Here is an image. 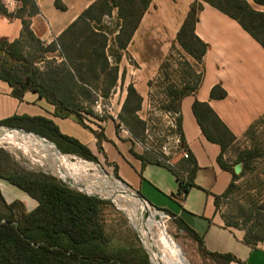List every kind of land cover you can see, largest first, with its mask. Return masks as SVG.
<instances>
[{
    "label": "crops",
    "instance_id": "obj_1",
    "mask_svg": "<svg viewBox=\"0 0 264 264\" xmlns=\"http://www.w3.org/2000/svg\"><path fill=\"white\" fill-rule=\"evenodd\" d=\"M30 1L36 13L28 18V5L19 0H0L4 11V14L0 12V41L21 40L22 20H28L33 37L47 47L96 0H58L64 9L57 8L55 0ZM195 1L199 8L194 34L206 49L200 62L192 59L199 67V81L193 92L181 99L178 109L182 141L194 163L192 171L187 169L185 161L178 163L191 184L183 196L178 195L179 181L174 171L153 162L152 156L142 154L134 146L130 133L109 117L98 121L91 115V119L81 120V124L73 115L58 114L56 108L37 93L25 91L17 98L12 89L0 81V123L12 117L41 118L51 123L60 135L84 146L94 157V163L103 166L108 174L150 207L166 211L173 220L181 221L202 240L204 250L231 256L234 260L228 264H264V242H258L256 246L246 244L244 232L225 226L215 206L216 198H220L229 186L232 173L221 168L218 160L227 164L225 151L219 143L205 137L192 110L195 102L206 105L229 132L233 142L237 141L264 114V48L236 20L209 5L208 0H150L131 39L121 50L124 55L118 63L127 67L126 54L134 61L135 69H130L129 74L142 82L140 92L136 91L142 97L149 80L157 75L168 48L175 43L180 26ZM48 54H53L56 63H64L58 51ZM109 61L108 57L110 66ZM121 91L125 93L124 89ZM116 96L117 93L109 99L119 111L123 100L121 97L115 99ZM199 111L200 115L204 114V109ZM78 114L85 116L83 111ZM19 124L5 128L40 137L52 143L60 153L53 141L41 137V133L49 134V131L45 133L43 125ZM140 155L146 160L144 164L138 158ZM0 197L7 205L15 202L24 212H30L36 206V201L2 178Z\"/></svg>",
    "mask_w": 264,
    "mask_h": 264
},
{
    "label": "trees",
    "instance_id": "obj_2",
    "mask_svg": "<svg viewBox=\"0 0 264 264\" xmlns=\"http://www.w3.org/2000/svg\"><path fill=\"white\" fill-rule=\"evenodd\" d=\"M19 1L29 6L28 18L36 13L30 0ZM250 1L257 6L264 7V0ZM149 2L150 0H96L66 28L55 42L46 47V52L58 51L59 55L64 58V62L70 64V69L66 74L74 84L78 81L81 83L97 81L99 74L106 71L113 77L112 84H114L117 68L110 67L107 62L106 33L93 27V24H99L103 17H110L114 9L117 14L116 18L121 23L115 40L118 48L123 50L136 30L140 18L147 10ZM206 2L236 20L264 48V12L253 10L246 0H208ZM54 4L57 8L64 9L58 0H55ZM198 8L199 4L196 1L192 3L176 35L177 45L196 62H200L206 49L202 41L194 34ZM0 12L4 14L1 7ZM16 14L19 15V13ZM22 26L21 40L10 43L0 41V81L5 82L17 98H21L25 91L37 93L53 105L58 114L64 117L73 115L79 123L83 124L78 112L84 109L67 101L61 90L49 85V81L52 80L47 77V73H39L38 69L25 58L23 51L26 40L35 41L38 45L41 43L33 37L29 30L28 20H22ZM123 27L127 28L126 32L123 31ZM260 27L263 31L262 38L252 31ZM121 34H125V38L121 39ZM198 81L199 77L192 86L185 85L181 89L173 85L167 86L164 91L168 100L166 110L178 115L181 99L193 92ZM107 94L108 91H105L104 97ZM130 96H133V101L137 102L133 108L130 106ZM140 101V97L134 94L133 89L128 88L127 100L121 111L133 113L139 107ZM199 108L204 109L203 115L199 114ZM192 110L200 126L203 127L205 137L219 143L224 152L227 145L234 141L226 128L206 105L195 102ZM88 114L91 115V112ZM131 120L133 124L129 122L131 129L128 132L133 140H137L144 130V123L136 117H131ZM21 122L43 125L45 133L49 131V134L41 133V137L53 141L62 155L70 154L83 158L85 161L95 162L94 157L84 146L73 139L63 137L51 123L41 118L12 117L1 122L0 127H18ZM205 122L208 123L206 127ZM176 125V133L181 136L179 116L176 118ZM251 130L250 127L245 135L251 134ZM100 136L101 133L97 135V138ZM262 156L263 152L259 147H250L237 151L231 165L222 164L218 160L222 169L232 173V179L224 194L216 198V207L218 201L232 194L235 179L251 172L253 162ZM3 157L6 156L0 154V160ZM138 158L143 164L146 162L142 155ZM153 162L158 164L154 159ZM185 163L187 169L190 168L191 171L194 169V163L190 157ZM0 178L16 186L36 201L33 210L24 212L15 202L7 205L0 197L2 208L0 210V264H149L145 256L140 254L130 256L129 252L109 248V240L98 220L100 206L103 203L100 199L69 190L54 180L39 179L30 174L0 172ZM176 178L179 181L178 195L183 196L191 184L188 178L183 181L177 174ZM256 197L258 199L255 198L251 203L256 214L254 223H251L252 209L248 212L243 226L222 216L226 223L225 226L239 227L244 232V242L251 246H256L261 241L264 242V196L261 199L260 194H256ZM18 210L21 212L19 215H17ZM160 211L168 215L166 211ZM174 223L194 240L197 244V252L202 259L206 256L215 264H228L234 260L229 255H218L204 250L201 246L202 240L193 231L179 220H174Z\"/></svg>",
    "mask_w": 264,
    "mask_h": 264
},
{
    "label": "rangeland",
    "instance_id": "obj_3",
    "mask_svg": "<svg viewBox=\"0 0 264 264\" xmlns=\"http://www.w3.org/2000/svg\"><path fill=\"white\" fill-rule=\"evenodd\" d=\"M247 1L253 10L259 12L264 11L262 10L264 9L262 6H257L250 0ZM116 16V11L113 9L110 17H103L99 24H93V27L106 33V53L110 60V67L115 66L117 68L114 84H112L113 77H111L108 71L100 73L97 81H90L89 83H81L78 81L75 84L72 83V81L67 78L66 74L68 71L67 69H70V64H66V62L63 63V61L62 63H56L53 54H48L46 52V47L38 45L35 41L26 40L23 53L25 58L38 69L39 73H47V77H50L52 80L49 81L51 87H57L58 90L64 93L67 101L73 102L84 109L83 113H85V116H80L82 121L87 118L91 119L89 116H91L92 113L88 115V112H91L90 107L95 97L94 94L98 92L104 97L105 91H108L107 96L104 98L111 99L112 95L117 93L115 99L118 98L119 100L121 97L123 100L117 118L118 126L122 125V128L128 131L131 129V124H133L131 117H136L144 123V130L147 129L149 131L154 128L155 131L159 132L164 130L169 115L173 113L172 111L166 110L168 100L165 97V88L170 85L178 89H181L185 85L192 86L197 77H199V67L192 61L189 55L180 49L175 41V43L171 44L168 48L157 75L149 80L146 85L145 94L140 97L137 92H140V85L142 82L140 80H134V77L129 74L130 69H135L134 61L129 54H126V59L128 60V62H126L127 67L125 68L123 63L120 65L118 63L120 56L124 55V53L118 48L117 41L115 40L120 31L119 26L121 25ZM123 29L124 32L127 31V28L123 27ZM252 31L262 38L261 35L263 31L261 27L254 28ZM124 35L121 34L120 38H125ZM118 66L121 69L119 73ZM71 68L73 72H75L74 68ZM132 85L135 89H133ZM128 88L133 89L134 94L141 99L139 107L137 110L133 111V113L130 111H121L127 100ZM122 89H124L125 93L121 91ZM130 101V106L132 108L137 105V102L133 101V96H130ZM251 129V134H243L237 141L227 145L224 159L227 164L229 163L228 165H231L237 151L250 147H259L263 152V156L253 162L251 172L243 177L241 176L235 179L232 194L218 201L217 205V209L221 216L227 217L232 222H237L240 226H243L250 209H252L251 223H254L256 214L254 206L251 205V203L255 198L258 199L256 194H260V198L264 196V115L254 122ZM144 130L141 133V137L138 138L139 140L142 139ZM0 154L6 156L0 160V172L30 174L39 179L45 178L54 180L56 183L61 184V186L69 190L83 193L85 196L90 195L95 198L97 197V199L103 201L100 206L98 220L109 240V248L129 252L130 256H137L140 254L146 257L149 264H157L154 259L156 256L159 258L160 254L162 255L163 253L157 250L156 254L154 253L155 250L152 248L155 245H153L152 248L149 247V242H146L144 236L137 229V225H134L129 220L125 212L126 208L130 209L129 207L136 210V207L134 208V205H132L134 200L129 198L133 196L131 194L133 193L132 191H130L131 195L127 191L124 192L123 198L120 194L113 195L111 193L112 190L108 191L110 195L115 197L114 199L106 198L99 194L83 192V190L80 189H84V191L89 189H85L82 186L75 174L74 167L79 163H84L85 159L73 155L61 154L60 156L55 154L51 149L42 148L39 145L35 146L27 139L18 138L16 135H0ZM92 164L93 165L89 164L88 166V171L90 173H94L91 166L97 170L103 171V174L114 183L113 187L116 189L118 187L117 191H125L123 187H120L116 179H114L115 177L108 174L103 166L100 167L96 163ZM102 180V176L97 174L91 175V178H88V181L92 183H95V181L102 182ZM115 188L113 190H115ZM124 207L126 208L124 209ZM148 209L153 214L164 213L150 207V205H148ZM0 210H2L1 206ZM18 211L17 215L21 213L20 210ZM164 214L165 215L162 214V218L156 221L162 228L163 235L166 236L167 242L170 243V247L167 246L168 248H164V252L166 256H169L171 264H215L206 256L202 259L197 252L198 248L194 240L174 223L173 218L169 217L166 213ZM149 220L142 221L147 228L150 227ZM148 230L145 231L144 234L149 237L150 242H153L152 234ZM154 255L155 258H153ZM179 257L181 261L178 260ZM159 263L162 264L161 262Z\"/></svg>",
    "mask_w": 264,
    "mask_h": 264
},
{
    "label": "built area",
    "instance_id": "obj_4",
    "mask_svg": "<svg viewBox=\"0 0 264 264\" xmlns=\"http://www.w3.org/2000/svg\"><path fill=\"white\" fill-rule=\"evenodd\" d=\"M94 95L95 97L90 107L93 117L98 121H102L106 117H109V119L118 123L117 118L119 111L114 109V105L110 102V99L104 98L98 92ZM177 117L178 115L176 113H172V115H169V118L167 119L164 130L158 132L155 131L154 128L149 131L146 129L144 130L142 139H132V142L142 154H148L152 156L158 164L169 167L174 171L175 174L179 175L180 178L185 181L186 175L178 167V163L180 161H186L189 158V151L184 145L181 136L176 133ZM120 127H122V125H120ZM58 155L61 156V153H58ZM88 162L84 160L85 164L93 165L92 163H94ZM117 182L118 184L120 183L119 181ZM142 203H144L147 207L149 205L143 199ZM162 214L165 215L164 213Z\"/></svg>",
    "mask_w": 264,
    "mask_h": 264
},
{
    "label": "bare ground",
    "instance_id": "obj_5",
    "mask_svg": "<svg viewBox=\"0 0 264 264\" xmlns=\"http://www.w3.org/2000/svg\"><path fill=\"white\" fill-rule=\"evenodd\" d=\"M12 136H15V135H12ZM15 139H16V137H15ZM27 140L30 141L31 143H33V145H35V146L39 145L40 147H42V145H40V143L35 141L34 139L33 140L32 139H27ZM88 166H89V164L79 163L76 167H74L75 174H76L78 180L80 181V183L82 184V186L85 189H87V188L89 189V190H86V191H84V189H80V190H83V192H86V193L99 194V195L105 196L106 198L114 199L115 197L110 195V193L108 192V191H111V190L113 191V189L115 188V187H113L114 183L111 181V179L107 178V176L105 174H103L104 173L103 171L97 170L93 166H91L93 168V170H94V173L97 174V175H101L103 180H102V182L95 181V183H92V182L88 181V178H91V175H95L94 173H90L88 171V169H89ZM95 189H97V190H95ZM117 189H118V187H117ZM117 189L115 188L116 191H117ZM123 193L124 192H120L119 191V194L122 195V198L124 197ZM120 195H118V196H120ZM129 198H132L134 200L132 205H134V208L136 207V210L135 209H131V207H129L130 209L124 207V209L126 208L125 212L127 213L129 220L134 225H137V229L144 236V238L146 239V242H149L148 243L149 247L152 248L153 245H155L152 248L153 250H155L154 251L155 254H156L157 251H160V252L163 253L162 255L160 254L159 258H157V256L155 258V255L153 256V258H155L154 259L155 262L157 264H160L159 262H161L162 264H171L169 256L168 255L166 256V253L164 252V248L170 247V243L167 242V238H166L165 235H163L162 228L160 227L159 223L157 222L159 218L163 217L162 213H154L153 214V213H151L149 211L148 207L144 203L140 202L137 198H135L134 196H130ZM120 200H122V199H120ZM124 202H126V201H124ZM149 218H150V220H149ZM147 219L149 220L148 221L149 225H150L149 228H147L142 223V221H145ZM147 230L152 234L151 236L153 238V242H150L149 237H147L144 234V232L147 231ZM178 260L181 261L180 257L178 258Z\"/></svg>",
    "mask_w": 264,
    "mask_h": 264
},
{
    "label": "water",
    "instance_id": "obj_6",
    "mask_svg": "<svg viewBox=\"0 0 264 264\" xmlns=\"http://www.w3.org/2000/svg\"><path fill=\"white\" fill-rule=\"evenodd\" d=\"M0 135L1 136L16 135V136H18V138H21V139H32V140L34 139L35 141H38L40 143V145H42L43 148L51 149L56 154L59 153L57 148L52 143L47 142V141H45V140H43L40 137H37L35 135L23 133L21 131H18L17 129H9V128H5V127H0ZM119 184L121 185V187H123L125 189V191H120V192H126L127 191V192H129V194L131 193L129 191V189L125 185H123V183H119ZM111 193L113 195H117V194H119V191L113 190ZM131 194L133 196L135 195V198H137L140 202H142V199L139 195H137L135 193H131Z\"/></svg>",
    "mask_w": 264,
    "mask_h": 264
}]
</instances>
